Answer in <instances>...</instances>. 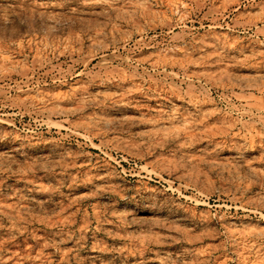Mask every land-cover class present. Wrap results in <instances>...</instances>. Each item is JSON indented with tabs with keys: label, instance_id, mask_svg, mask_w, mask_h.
Returning a JSON list of instances; mask_svg holds the SVG:
<instances>
[{
	"label": "rangeland",
	"instance_id": "1",
	"mask_svg": "<svg viewBox=\"0 0 264 264\" xmlns=\"http://www.w3.org/2000/svg\"><path fill=\"white\" fill-rule=\"evenodd\" d=\"M0 264H264V0H0Z\"/></svg>",
	"mask_w": 264,
	"mask_h": 264
}]
</instances>
